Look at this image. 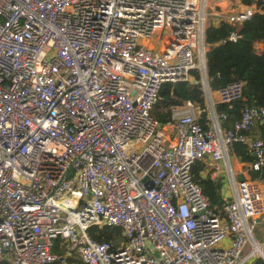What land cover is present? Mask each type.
<instances>
[{
  "label": "built area",
  "instance_id": "built-area-1",
  "mask_svg": "<svg viewBox=\"0 0 264 264\" xmlns=\"http://www.w3.org/2000/svg\"><path fill=\"white\" fill-rule=\"evenodd\" d=\"M220 7L221 5L218 4ZM210 0H0V264H252L264 189L235 173L231 147H249L264 179V104L226 128L213 90L207 29L258 7ZM215 16V23L209 18ZM241 35L232 32L229 39ZM201 85L162 123L165 83ZM222 183L213 206L194 177ZM91 226L118 227L98 241Z\"/></svg>",
  "mask_w": 264,
  "mask_h": 264
},
{
  "label": "trees",
  "instance_id": "trees-1",
  "mask_svg": "<svg viewBox=\"0 0 264 264\" xmlns=\"http://www.w3.org/2000/svg\"><path fill=\"white\" fill-rule=\"evenodd\" d=\"M247 5H256L258 11L251 19L237 25L222 22L218 26L210 25L207 29L208 76L213 90H218L232 82H245L243 98L230 103H219L218 109L228 115L224 125L229 128L240 118L245 105L262 106L264 104V48L257 49V44L264 43V0H240ZM232 32L241 35L236 41L230 40ZM192 100L204 103L203 91L199 83L177 82L165 83L160 98L152 109V115L162 123L171 120L175 108L181 107L186 101ZM260 138H264V123L258 122ZM259 137V136H258ZM242 160L254 159L248 146L236 142L231 147ZM202 164L194 167V177L200 182L204 193L209 197L213 206L223 204L222 183L210 177H201L199 171ZM256 177L258 172H255ZM90 235L98 241L115 239V229L108 226H91ZM59 264V263H54ZM67 264H87L73 251L68 256ZM252 264H264V259L258 258Z\"/></svg>",
  "mask_w": 264,
  "mask_h": 264
},
{
  "label": "crops",
  "instance_id": "crops-1",
  "mask_svg": "<svg viewBox=\"0 0 264 264\" xmlns=\"http://www.w3.org/2000/svg\"><path fill=\"white\" fill-rule=\"evenodd\" d=\"M211 1V0H210ZM235 3H240L241 5H245L240 0H219L218 4L221 5V7L218 5V9H222L224 11L230 10L235 6ZM217 8V7H216ZM264 48V43L257 44V49L262 50ZM260 131L259 127H255L254 137H260ZM232 153V162L234 165L235 173L237 174V177L240 179H250L254 180L261 184V186L264 189V179H258V176L255 175V170L251 167V161L249 160H242L238 155H236L234 152ZM256 233L259 234L260 240L264 241V217L260 219L259 225L257 227Z\"/></svg>",
  "mask_w": 264,
  "mask_h": 264
},
{
  "label": "rangeland",
  "instance_id": "rangeland-1",
  "mask_svg": "<svg viewBox=\"0 0 264 264\" xmlns=\"http://www.w3.org/2000/svg\"><path fill=\"white\" fill-rule=\"evenodd\" d=\"M218 1L219 0H211L212 8H210V11L212 13L217 11L216 7H218ZM215 18H216L215 16L210 17L209 18V24L215 23V20L217 19V18L216 19ZM114 229H115L114 244L119 245L124 240V237H123V235L121 233V229L120 228L115 227ZM256 235H257L258 238L260 237L258 233H256Z\"/></svg>",
  "mask_w": 264,
  "mask_h": 264
}]
</instances>
